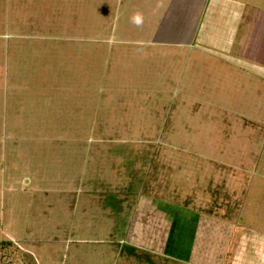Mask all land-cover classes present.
<instances>
[{
  "label": "rangeland",
  "instance_id": "rangeland-1",
  "mask_svg": "<svg viewBox=\"0 0 264 264\" xmlns=\"http://www.w3.org/2000/svg\"><path fill=\"white\" fill-rule=\"evenodd\" d=\"M147 1L0 0V264H264V76Z\"/></svg>",
  "mask_w": 264,
  "mask_h": 264
},
{
  "label": "crops",
  "instance_id": "crops-1",
  "mask_svg": "<svg viewBox=\"0 0 264 264\" xmlns=\"http://www.w3.org/2000/svg\"><path fill=\"white\" fill-rule=\"evenodd\" d=\"M145 6L159 19L158 25H147L152 46L185 54L187 62L196 54L264 76L258 58L264 48V0H153Z\"/></svg>",
  "mask_w": 264,
  "mask_h": 264
},
{
  "label": "trees",
  "instance_id": "trees-1",
  "mask_svg": "<svg viewBox=\"0 0 264 264\" xmlns=\"http://www.w3.org/2000/svg\"><path fill=\"white\" fill-rule=\"evenodd\" d=\"M177 222H179V224H181V221L179 220V221H177ZM177 225H178V223H177ZM189 225H190V223L189 222H187V224H186V229H184V227L185 226H183L182 224L181 225H178L177 226V228H176V230H173V231H175L174 233H172V238H173V243H175V242H177V243H175V244H177V245H179L178 246V250L177 251H179L180 249H181V251H183L182 250V248H184V252H187L188 251V249H189V247L188 246H186V250H185V247L183 246L184 245V239H185V237L184 236H186V237H188V235H187V233H188V230H189ZM182 237V239H181V241H180V238ZM190 237V236H189ZM171 241V240H170ZM174 245V244H173ZM129 247H131V246H129ZM182 247V248H181ZM173 250H174V246H173ZM188 258L186 257V259H185V261L187 260Z\"/></svg>",
  "mask_w": 264,
  "mask_h": 264
}]
</instances>
